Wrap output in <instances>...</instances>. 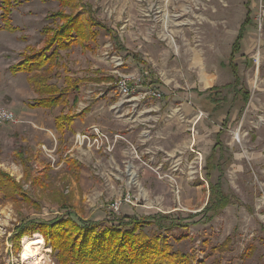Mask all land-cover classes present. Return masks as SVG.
Here are the masks:
<instances>
[{"label": "rangeland", "instance_id": "obj_1", "mask_svg": "<svg viewBox=\"0 0 264 264\" xmlns=\"http://www.w3.org/2000/svg\"><path fill=\"white\" fill-rule=\"evenodd\" d=\"M259 7L260 0H0V105L11 108L17 119L0 126V169L20 184L16 198H4L0 191V264H35L25 258L23 241L37 235L44 239L38 250V264L42 258L46 264L48 259L50 264H72L59 258L53 246H75V231L68 215L106 221L108 225L123 220L126 213L142 220L150 218L144 232L157 234L161 240L166 237L174 251L191 258L190 264H264V21L260 28ZM57 13L62 15L57 17ZM86 19L99 33L96 45H89L90 51L83 53L80 47L75 48L83 75L97 79L84 87L103 89L108 107L120 98L116 82L121 75L130 78L136 91L154 88L162 92L160 100L150 102L158 104L163 117L156 128L164 135L163 150L171 152L178 144L177 151H188L185 144L195 136L196 145L204 153V179V168L208 166L211 181L221 183L232 200L211 221L201 213L209 192L207 184L200 180L183 182L179 193L174 189L180 202L168 187H144L129 189L141 200L123 204L135 212H127L122 206L115 213L110 208L111 200L104 201L103 197L94 206L90 195L98 193L91 191L82 197L85 189L74 183L65 166L57 168V158L56 167L49 169L51 154H47L46 147H40L42 143L38 144L39 135L34 137L31 124H20L17 113L31 91L9 72V67L21 60L16 46L42 45L44 27L54 32L49 31V45L62 25L71 22V31L76 33L86 26ZM245 19L246 37L240 52L232 58L233 43ZM234 65L242 77V89L250 91L247 103L229 86L233 83L230 68ZM57 73L55 81L62 85L64 74ZM94 82L105 84L93 87ZM211 87L220 90L215 98H224L218 100V106L223 108L216 110L198 96V92ZM98 101L89 98L87 104L91 107ZM174 114L182 118L177 124ZM196 114L200 120L194 125L192 115ZM148 125L147 135H154V124ZM172 128L179 131L180 144L178 140L170 141L178 138L170 133ZM214 146L215 156L211 157ZM36 147L42 150H37L34 158ZM150 149L149 155L154 151ZM51 220L56 221L51 226L34 224ZM25 223L31 224L27 235L18 244L12 242ZM100 240L89 234L83 243L86 252ZM75 251L79 252L76 246Z\"/></svg>", "mask_w": 264, "mask_h": 264}, {"label": "crops", "instance_id": "obj_2", "mask_svg": "<svg viewBox=\"0 0 264 264\" xmlns=\"http://www.w3.org/2000/svg\"><path fill=\"white\" fill-rule=\"evenodd\" d=\"M247 25L248 20L245 19L238 30V35L242 29L244 33L240 41V50L246 37ZM45 28L46 27L41 31V35L44 38L42 45L37 44L33 46L32 44H26L25 46H16L15 50L19 52L18 54L21 58L18 63H20L23 58L41 51L46 46V41L52 33L45 32ZM93 30L97 31L95 27ZM97 32L99 33V31ZM96 42L97 37L91 39L89 42H84L83 44L87 46L85 48L75 43L69 48L60 49L59 57L56 61L57 67L54 71L51 83L57 84L60 88L69 89L65 102L61 105L49 108L43 106L34 107L33 105L41 96L36 92L34 86L30 82L28 74L23 71L14 72L10 69L11 66L9 67L11 75L19 78L21 81L20 84L27 86L31 91V96L23 102L24 104L20 112L17 113V117L22 122L20 124H31V128L35 132L34 137L36 138V134L39 135V137L36 138L40 139L37 140L38 144L42 143L40 147H46L47 154H51L47 164L49 169L50 167H56L57 158L59 159L57 168L61 165L65 166L68 172L72 174L74 183L81 189H85L86 192L83 193L82 197L88 196L91 191L98 193L95 196L90 195V200L93 202L94 206L102 197L104 201L110 199L113 203L114 200L123 197L127 192L131 193L129 190L130 188L143 189L144 187H156L157 189H161L162 187V189H164V187H168L172 193L175 192L174 198L177 200V190L174 189H178L179 193V189L182 188L183 182L193 184L196 180H200L202 184H207L209 192L206 205L201 211L203 214V210L207 206L210 197V185L213 182L211 181V173L208 171L210 167L208 166L204 168L206 170V180L204 179V153L196 145L195 136L189 138L187 144H185L188 151H177L179 147L178 144L174 146L171 152H169L168 149L164 151L165 149L163 150L162 145L163 140L165 142L164 135L156 130L163 117L158 112V104L153 105L150 102L151 99H142L143 90L139 89L134 95V98L130 101L121 104L122 101L119 98V100L111 103L108 107L103 100L106 96V92L103 89H93L91 85H88L87 88L86 86L84 87L87 82L96 81L97 79H92L91 77H87V75H83V72L80 70V65H77V60L80 59V56H76L75 48L80 47L82 52L86 53L91 49L89 45H96ZM63 52H65L66 55H63ZM239 52L233 54L231 51V57H235ZM234 66L237 68L238 79L234 73V67L232 66L230 71L233 75V83L229 86L235 89L236 95L241 97L243 102L247 103L249 101L250 91L242 89V77L237 65ZM76 68H78V71L75 70ZM59 71H62L64 74L62 85H59L55 81L59 76L57 73ZM23 76L25 80H22ZM102 83L105 84L104 82L100 84ZM100 84L94 82L93 87L101 86ZM85 89L86 91L84 92ZM17 91H20L19 88ZM219 92L220 90L216 87H211L203 92H198V96H203V98L207 100V103L214 105L217 107L214 108L218 110L223 108V106H218L220 104L218 100L224 101V98H215V96L220 94ZM247 93H249V97L246 101L245 94L247 95ZM89 98H95L99 101L90 107V104H87ZM26 107L27 110L24 109ZM28 109L34 112L29 113ZM26 114L31 116L29 117ZM61 115L70 116L71 119L66 120L64 122L65 126L60 130L57 118ZM192 116V120H194L193 124L197 125L200 120L198 119L199 115L196 114ZM173 119L174 124H177L178 120H182L180 116H176L175 114ZM228 120L229 118L227 117L225 121ZM149 123L154 124L152 126L155 127L156 133L151 136H148L146 132ZM167 123L171 124L172 121H168ZM92 126H98L103 133L109 135V143L112 146V151L110 153L104 152V148L108 143L104 141L94 143V136L85 141L77 139L79 134L82 135L83 133H87ZM178 132V130L173 131V128L170 131V133L175 136L178 135ZM177 140L180 144L182 137L178 135V138H174V140L171 139L170 141ZM168 142L165 143V146H167ZM45 143L47 145H45ZM99 145L102 146V149L99 148ZM131 145H133L135 149H132ZM148 146L154 149L150 155L151 149ZM214 148H216V146H214L212 150H214ZM180 149H182V147H180ZM37 150L39 151L42 149L38 147H36V149L34 148V158H36L35 153ZM177 152L179 156H175ZM40 153H42V151ZM185 153L187 154L185 155ZM152 165H154V167ZM133 176H136L135 180ZM68 192L69 191H67L66 194H68ZM63 196L66 195L63 193ZM159 196L161 197L160 194ZM71 198L72 197L68 198L70 203ZM74 198L72 199L73 202ZM134 198L136 199L135 202H138V199L141 200L138 197L136 198V196ZM177 201L180 202L179 197ZM124 207L127 209V212L134 211L129 205ZM136 208H138V206ZM135 210L136 212L139 211V209ZM164 214L167 215V213ZM164 214H159V217H167ZM129 218L135 217L130 216L129 213H126L125 217H123L125 220ZM86 219L87 218L84 220Z\"/></svg>", "mask_w": 264, "mask_h": 264}, {"label": "trees", "instance_id": "obj_3", "mask_svg": "<svg viewBox=\"0 0 264 264\" xmlns=\"http://www.w3.org/2000/svg\"><path fill=\"white\" fill-rule=\"evenodd\" d=\"M62 14L57 13L56 16ZM86 26L76 33H72L73 27L71 22L63 27L57 33L56 37L39 52L29 55L18 63L15 67L11 68L14 72H26L29 80L34 86L36 92L41 96L40 99L33 105L34 107H52L61 105L65 102L69 89L60 88L57 84L51 83L54 71L57 67V59L59 57V49L69 48L73 44H80L85 46L84 42H89L91 39L97 37V31H94L92 22L86 19ZM64 22V21H63ZM5 28V27H4ZM8 29H12L7 26ZM67 28H70L68 30ZM68 30V31H66ZM45 32L53 30L50 27L44 29ZM68 35L66 33H70ZM58 34H61L57 38ZM243 29L237 36L232 53H237L240 50V41L243 38ZM57 44V45H56ZM59 45V46H58ZM55 46V47H54ZM54 47V48H53ZM234 73L237 77V68L234 66ZM238 79V77H237ZM237 83V82H236ZM246 101L249 93L245 94ZM71 119L70 116L61 115L57 118L59 129H63L64 122ZM215 156V150L212 156ZM28 177V176H27ZM20 184L9 173L0 169V191L4 198H16L19 191ZM19 192V193H18ZM232 203V200L227 193L222 189L221 183L210 185V197L207 206L203 210L204 218L211 221L214 217L221 213L227 206ZM68 220L71 228L75 232L72 233L75 246L79 252L75 251V246L53 245L59 258L66 260L72 264H190L191 258L181 252L174 251V248L168 243L166 237L161 240L157 234L148 235L144 232V225L150 224V218L136 219L129 218L128 220H120L117 223H105L106 221H86L78 217H71L68 215ZM35 221H32L34 223ZM56 221L50 222H36L35 225L51 226ZM138 225V228L137 226ZM38 226V227H40ZM57 227L59 226H56ZM31 228V224L25 223L13 235L11 241L19 243L22 237L26 236ZM53 229V230H56ZM53 233V232H51ZM89 234L93 235L96 239H101L97 244H93V250L86 252L85 242L89 238ZM107 234V235H106ZM48 236V235H47ZM43 237V236H42ZM107 237V240H105ZM108 242V243H107ZM78 243V245H77ZM84 243V244H83ZM107 250L111 252L107 253Z\"/></svg>", "mask_w": 264, "mask_h": 264}, {"label": "built area", "instance_id": "obj_4", "mask_svg": "<svg viewBox=\"0 0 264 264\" xmlns=\"http://www.w3.org/2000/svg\"><path fill=\"white\" fill-rule=\"evenodd\" d=\"M257 20L259 27L262 28L264 21V0H260L259 16ZM116 90L120 96V100L122 101L121 104L125 103L126 101L132 100L137 92L136 89H134V87L130 84V78L124 75H121L118 78L116 82ZM162 97H163L162 92L154 88H150L142 92V99L160 100ZM16 121L17 119L14 112L10 108L0 105V125H4L7 123H15ZM92 136L95 137L93 141L94 143H100L101 141L108 143V145H106L104 148V152L110 153L112 151V146L109 143L110 142L109 135L103 133L98 126L90 127L87 133H83L82 135L79 134L77 136V139L81 141L83 140L85 141L91 139ZM100 145L99 148L102 149V146ZM131 148L135 149L133 145H131ZM134 201H136V199L134 198L133 194L127 192L123 197L114 200L110 208L113 212L118 213L121 207L123 206V204H132V202L134 203ZM41 261L42 263L40 264H46L45 258H42ZM48 264H50L49 259H48Z\"/></svg>", "mask_w": 264, "mask_h": 264}, {"label": "bare ground", "instance_id": "obj_5", "mask_svg": "<svg viewBox=\"0 0 264 264\" xmlns=\"http://www.w3.org/2000/svg\"><path fill=\"white\" fill-rule=\"evenodd\" d=\"M135 177L136 176H133L134 180L136 179ZM43 244L44 239L39 235L31 239L25 238L23 241V253L25 258L32 259L35 264H38V257L41 255L38 250L42 247ZM35 247H37V249H35Z\"/></svg>", "mask_w": 264, "mask_h": 264}]
</instances>
